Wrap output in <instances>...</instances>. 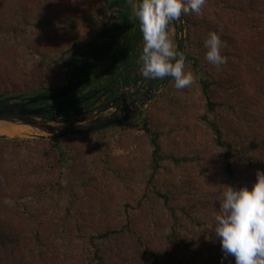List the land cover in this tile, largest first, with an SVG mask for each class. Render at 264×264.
Wrapping results in <instances>:
<instances>
[{
  "label": "rangeland",
  "instance_id": "obj_1",
  "mask_svg": "<svg viewBox=\"0 0 264 264\" xmlns=\"http://www.w3.org/2000/svg\"><path fill=\"white\" fill-rule=\"evenodd\" d=\"M20 3L30 20H37L26 33L0 30V100H26L67 86L78 47L119 22L120 8L112 0H0V10L13 12ZM138 4L132 1V7ZM181 19L179 39L185 70L194 76L191 86L178 90L168 77L148 103L132 108L133 117L90 133L0 134V264H98L95 248L102 264H221L214 216L229 185L224 150L205 116L227 131L248 125L256 138H264V0H206L200 15ZM131 23L139 24L134 14ZM213 31L225 45L227 63L221 66L205 59L204 41ZM40 50L47 58L37 54ZM205 79L216 81L214 97L230 106L207 113ZM161 106L157 115L164 128L167 124L165 134L173 131L164 150L177 152L183 168L166 163L168 172L154 185L170 193L169 203L151 198L153 203L146 199L140 206L150 151L145 143L127 139L142 137L145 117ZM52 138L66 146L65 161L59 162L43 141ZM230 158L243 186L251 187L257 172L264 171V148L250 155L257 168L247 170L244 159ZM112 230L106 238L90 239ZM146 248L160 257L146 255ZM223 264H235L234 258Z\"/></svg>",
  "mask_w": 264,
  "mask_h": 264
},
{
  "label": "trees",
  "instance_id": "obj_2",
  "mask_svg": "<svg viewBox=\"0 0 264 264\" xmlns=\"http://www.w3.org/2000/svg\"><path fill=\"white\" fill-rule=\"evenodd\" d=\"M109 1V0H108ZM132 1L135 0H112V6L117 5L119 10L118 19L119 22H112L110 26H106L97 36V38L89 43L81 44L80 47L74 52L73 56V66L69 74V82L79 81L83 88L86 90H93L94 84H96L103 75L114 73L116 69L120 68L123 64L128 63V58L131 56V53L134 52V49L137 43L140 41L141 36L143 35L140 31V25L137 26L131 23V17L133 14ZM11 9L0 10V30L3 32H11L17 34L19 31L26 33L27 26H34L35 20H30L28 14L25 11V6L20 3L19 8L13 12H10ZM187 23L189 21L187 19ZM25 37L31 39L32 36L29 34H24ZM122 36V41L120 45L116 46L118 37ZM26 41V40H25ZM34 48V47H30ZM82 48V52L80 51ZM114 51V53H113ZM41 53H37L39 56L47 58V52L45 50H40ZM113 53V54H112ZM115 58L114 60H112ZM107 62L104 68H101L102 63ZM71 66V64H70ZM120 76V75H119ZM122 76V75H121ZM202 96L207 100L206 101V111L210 113L218 109H225L227 106L222 100H218L214 97L213 88L216 85L215 80L205 79L202 80ZM56 90H45V93H53ZM22 100L21 96H18L14 99L4 98L1 99L7 102H13V100ZM163 111L162 106L159 107L158 111ZM155 112L151 114L150 112L145 117L143 122L144 135L142 137H133L131 136L127 139V143H145L147 150L150 151V169L147 175V185L145 187L146 191L140 195L138 205H143L144 201L148 199L150 202H154L151 198L163 199L164 203H169L171 200L170 193L167 190L162 191L159 186L156 185V181L159 180V177L163 174H166V166L168 162H172L176 165V170L179 171L182 166H180L181 160L178 156L179 154L175 151L166 152L163 147V141L173 132L172 130L166 135L167 124L164 128L162 119L160 118L161 112ZM169 114V113H168ZM210 115V114H209ZM210 116H205V120L208 121L209 127L211 128L215 141L218 146L224 150L222 156V166L227 179L228 185L234 187H243L239 183V171L235 168L230 156L232 154L239 156V158L244 159L246 162L245 168L250 170L251 168H257L255 166V161L250 158V155H253L257 148H264V138L255 137V133L249 130L248 125H239L235 131L229 129L228 131L224 128H221L219 123L216 121H209ZM158 118V119H156ZM242 133V134H241ZM244 136L245 138L241 139ZM49 142L51 145V150L53 153L58 155L59 162L65 161L67 158V148L62 143L61 138H52L48 140H43ZM140 145V144H139ZM240 151L245 152L240 155ZM247 154V155H246ZM188 161V160H187ZM174 165V166H175ZM157 179V180H156ZM184 190L190 189L189 186H184ZM129 213V212H128ZM132 216V215H131ZM130 228L128 224L127 229ZM113 233L112 231H105L103 233L97 234L96 236L91 237V240L102 239L110 236ZM98 249L95 248V258L97 259L98 264H102L103 257L98 255ZM145 254L154 256L155 259L160 257L159 254L154 252L152 249L146 248Z\"/></svg>",
  "mask_w": 264,
  "mask_h": 264
},
{
  "label": "clouds",
  "instance_id": "obj_3",
  "mask_svg": "<svg viewBox=\"0 0 264 264\" xmlns=\"http://www.w3.org/2000/svg\"><path fill=\"white\" fill-rule=\"evenodd\" d=\"M205 4L206 0H139L138 5H133L134 18L143 34L140 61L144 77H171L178 90L194 83L193 74L185 70L186 57L177 50L169 27L182 15H200ZM204 47L210 64L227 63L222 54L225 45L218 32L208 35ZM219 200L213 233L224 254L221 264L229 257L234 258L235 264H264V171L257 172L251 187L229 185Z\"/></svg>",
  "mask_w": 264,
  "mask_h": 264
},
{
  "label": "flooded vegetation",
  "instance_id": "obj_4",
  "mask_svg": "<svg viewBox=\"0 0 264 264\" xmlns=\"http://www.w3.org/2000/svg\"><path fill=\"white\" fill-rule=\"evenodd\" d=\"M179 32L180 25L178 21L172 22L169 27L170 36L173 38L177 50L182 51L180 42L182 40L179 39ZM142 48L143 35L137 43L134 52H132L131 56L128 58V63L123 64L120 68L116 69L114 73L108 74L111 76L107 74L103 75L101 79L94 84L92 91L85 90L81 85L74 92L66 96L55 98L52 101H42L38 104H33L31 108L40 106H59L61 108L60 110L51 111L50 114H47V117L49 119L61 118L60 121L65 122L69 121L68 115L74 113H86L94 109L97 110L106 107L107 109L103 111V114L106 112L113 114L121 109V111H127L134 106H138L145 95L155 92L152 90V86L157 80L146 78L142 75V62L140 61ZM106 64L107 62L100 64L101 68H104ZM167 80L168 77H165L162 84Z\"/></svg>",
  "mask_w": 264,
  "mask_h": 264
},
{
  "label": "water",
  "instance_id": "obj_5",
  "mask_svg": "<svg viewBox=\"0 0 264 264\" xmlns=\"http://www.w3.org/2000/svg\"><path fill=\"white\" fill-rule=\"evenodd\" d=\"M177 21L181 23L182 19L180 18ZM164 79L165 78L157 79L152 86V90L156 91ZM80 86L81 83L79 81H72L67 86L53 93L36 94L24 101L7 102L0 100V121L28 124L33 128V130H30L31 132H37L46 137H61L72 134L90 133L133 117L134 111L132 109L97 117V114L107 109L105 107L103 109H94L86 113L68 115L69 121L61 122L58 118L49 119L47 117V114H50L51 111L60 110L61 108L59 106H40L31 108L33 104H38L42 101H52L55 98L66 96L74 92ZM152 95L153 94L145 95L141 103H148ZM92 117L94 118L90 119Z\"/></svg>",
  "mask_w": 264,
  "mask_h": 264
},
{
  "label": "bare ground",
  "instance_id": "obj_6",
  "mask_svg": "<svg viewBox=\"0 0 264 264\" xmlns=\"http://www.w3.org/2000/svg\"><path fill=\"white\" fill-rule=\"evenodd\" d=\"M30 130L33 128L28 124L0 121V134L19 136Z\"/></svg>",
  "mask_w": 264,
  "mask_h": 264
},
{
  "label": "crops",
  "instance_id": "obj_7",
  "mask_svg": "<svg viewBox=\"0 0 264 264\" xmlns=\"http://www.w3.org/2000/svg\"><path fill=\"white\" fill-rule=\"evenodd\" d=\"M108 75V74H107ZM108 76H111V75H108Z\"/></svg>",
  "mask_w": 264,
  "mask_h": 264
}]
</instances>
